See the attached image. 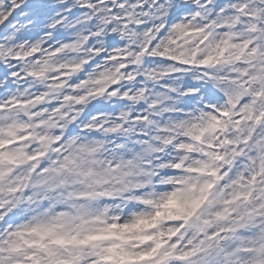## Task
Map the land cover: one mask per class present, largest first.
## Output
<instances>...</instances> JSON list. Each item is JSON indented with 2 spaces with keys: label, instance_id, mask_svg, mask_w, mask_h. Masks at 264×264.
Here are the masks:
<instances>
[{
  "label": "rangeland",
  "instance_id": "374dc122",
  "mask_svg": "<svg viewBox=\"0 0 264 264\" xmlns=\"http://www.w3.org/2000/svg\"><path fill=\"white\" fill-rule=\"evenodd\" d=\"M164 1L153 13L142 0H0V191L37 159L62 171L59 189L51 183L33 214L0 240L28 244L12 259L32 264L25 253L50 242L72 251L75 264H153L155 241L169 264H264V93L254 87H264V14L254 15L252 0H236L247 20L231 24L221 9L199 15L193 0L169 31L167 12L178 3ZM139 13L144 25L129 42L133 29L124 21ZM26 14L29 22L15 19ZM154 21L165 46L153 45L135 65ZM245 25L250 37L242 35ZM34 35L56 50L38 53ZM195 47L194 71L180 74ZM209 48L238 53L222 72L241 94L223 93L240 102L231 111L237 133L224 145L226 106L200 85ZM21 98L27 121L15 108ZM10 139L20 140L8 146ZM249 211L260 215L250 219Z\"/></svg>",
  "mask_w": 264,
  "mask_h": 264
},
{
  "label": "water",
  "instance_id": "95a60500",
  "mask_svg": "<svg viewBox=\"0 0 264 264\" xmlns=\"http://www.w3.org/2000/svg\"><path fill=\"white\" fill-rule=\"evenodd\" d=\"M159 264H167L165 261H163V262H161V263H159Z\"/></svg>",
  "mask_w": 264,
  "mask_h": 264
},
{
  "label": "bare ground",
  "instance_id": "6f19581e",
  "mask_svg": "<svg viewBox=\"0 0 264 264\" xmlns=\"http://www.w3.org/2000/svg\"><path fill=\"white\" fill-rule=\"evenodd\" d=\"M172 19H173V17H171V20H172ZM171 20H170V21H171ZM170 21H169V22H170Z\"/></svg>",
  "mask_w": 264,
  "mask_h": 264
}]
</instances>
